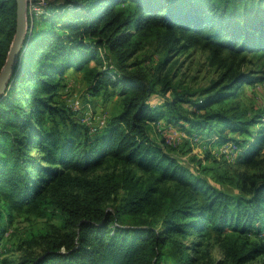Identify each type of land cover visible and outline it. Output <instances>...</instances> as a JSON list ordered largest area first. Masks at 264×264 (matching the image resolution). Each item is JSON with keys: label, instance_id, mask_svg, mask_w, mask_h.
Returning <instances> with one entry per match:
<instances>
[{"label": "trees", "instance_id": "trees-1", "mask_svg": "<svg viewBox=\"0 0 264 264\" xmlns=\"http://www.w3.org/2000/svg\"><path fill=\"white\" fill-rule=\"evenodd\" d=\"M43 8L28 19L26 46L0 96V221L24 210L59 223L48 222L38 257L17 264H251L263 255L264 121L250 129L259 114L211 106L264 76L228 71L225 84L193 98L175 91L168 74L150 78L127 61L149 39L167 53L207 46L216 61L221 51L264 55V0H66ZM15 17V0H0V70ZM70 69L84 74L93 94L111 88L121 98L93 134L72 120L66 126L68 110L54 102ZM154 94L162 105L150 103ZM160 117L210 143L246 133L238 192L213 186L155 142L150 123ZM210 237L219 239L222 259L205 256Z\"/></svg>", "mask_w": 264, "mask_h": 264}, {"label": "rangeland", "instance_id": "rangeland-1", "mask_svg": "<svg viewBox=\"0 0 264 264\" xmlns=\"http://www.w3.org/2000/svg\"><path fill=\"white\" fill-rule=\"evenodd\" d=\"M64 1L66 0H27L28 19L39 17L42 12H45L43 7L46 4L59 5ZM212 56L209 48L202 45H196L181 53H167L149 39L143 43V48L134 59H130L127 63L134 61L138 68L146 70L150 78L156 75L162 78L168 74L167 80L175 91L194 94L193 98L205 96L204 89L209 86L215 89L225 84L228 71L248 73L259 78L264 76V55L248 53L245 56L240 54L234 57L227 51H221L215 56L220 59L218 61ZM163 59L164 63L157 71L156 66ZM159 88L156 86V89L159 90ZM120 99V96L111 88L93 94L92 87L84 74L73 69L59 80L54 96V102L68 110L66 126L69 127L72 120L86 126L90 134L106 124L111 115L116 112ZM150 103L160 106L163 100L158 94H154L150 98ZM180 106L184 112L189 113V104L181 103ZM211 108L228 114L241 115L243 118H251L259 114L261 118L258 123L249 128L263 126L261 121H264V79L254 84L244 85L235 96L216 102ZM202 112L197 110V114ZM57 121L64 126L58 118ZM218 128H222L221 124ZM149 132L155 142H162L164 148L179 162L195 171L213 186L228 193L238 192L237 173L242 170L238 165L242 151L240 144L248 140L249 136L246 133L237 134L228 131L227 136L230 140L222 142L220 139L218 144L216 142L219 139L215 135L211 137L210 143L204 134L195 131L190 134L180 123L169 124L163 117L150 123ZM12 217L11 222H7L6 218L0 221V264H17L25 258L38 257L44 248V245L40 244V236L47 228L48 222L55 226L59 223V220L54 217H36L24 210H16ZM250 240L258 242L261 237L251 236ZM202 246L206 250L205 256L208 260L215 261L223 258L219 239L210 237L209 240L203 241ZM263 262L264 254L258 256L251 264H263Z\"/></svg>", "mask_w": 264, "mask_h": 264}, {"label": "water", "instance_id": "water-1", "mask_svg": "<svg viewBox=\"0 0 264 264\" xmlns=\"http://www.w3.org/2000/svg\"><path fill=\"white\" fill-rule=\"evenodd\" d=\"M15 2V33L5 62L0 70V96L5 92L8 82L13 79L15 69L18 67V62L30 34V25L28 23L27 14V0H15Z\"/></svg>", "mask_w": 264, "mask_h": 264}]
</instances>
